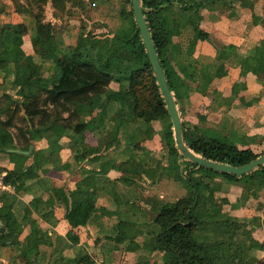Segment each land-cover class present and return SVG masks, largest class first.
I'll use <instances>...</instances> for the list:
<instances>
[{
	"label": "trees",
	"instance_id": "16d2710c",
	"mask_svg": "<svg viewBox=\"0 0 264 264\" xmlns=\"http://www.w3.org/2000/svg\"><path fill=\"white\" fill-rule=\"evenodd\" d=\"M11 1L18 13H30L34 4L39 5L42 13L35 19L34 54H27L22 47L28 33L25 23L6 26L0 21V65L10 63L12 58L17 88V97L9 93L0 95V153L20 150L8 152L16 162V168L6 174L4 182L15 185L25 177L38 175L36 169L42 166L43 158L47 161L56 158L66 131H72L75 158L80 159L77 148L83 145L82 134L87 129L82 115L121 99L123 107L121 112L115 113V118H110L109 112L105 111L96 119L98 124L102 120L105 128L111 120H116L110 126L111 136L108 138L114 135L117 139L124 129L130 142L137 146L152 139L156 132L160 133L168 156L163 174L175 179L185 177L194 193L174 202L154 201L152 211L156 213L154 223L158 228L154 234L157 249L163 254V264H264V260L254 254L256 240L251 230L254 218H238L223 212L224 201L218 197L223 189L222 180L241 182L252 188L255 195L263 191L264 165L251 173L236 176L198 166L179 151L173 124L137 25L132 0H122L119 26L112 30L106 24L100 32L94 24L88 29L89 19L79 10L88 13L89 9L106 0ZM48 1L52 3L57 20L74 22L80 29L75 45H66L61 38L59 32L66 29L65 25L59 31L56 23L46 20L43 12ZM141 2L168 85L183 119L190 95L194 92L206 94L214 77L224 76L223 63L236 51L219 46L201 27V11L209 8V0ZM210 3L222 4V1L211 0ZM241 3L246 5L244 0ZM5 9L6 3L0 0V15ZM254 23L264 25V19L254 16ZM187 26H192L193 37L183 52L174 43V38L180 36ZM199 40L213 43L217 50L216 58L220 64L210 77L194 57ZM35 56L52 59L55 74L45 76L44 67L35 61ZM248 73L256 75L258 82L264 84V49L242 56L241 76L246 77ZM114 80L121 84L120 92L116 94L110 89ZM182 130L187 146L213 161L241 166L264 154L258 153V148H241V139L209 125L203 115L199 116L198 124L183 120ZM40 138L48 139L49 152L34 150V163L24 168L29 156L23 151H29L34 141ZM104 144L107 148L112 146L107 140ZM55 194L67 205L66 219L73 228L86 225L97 211L96 198L80 184L74 191L67 193L56 189ZM248 196L246 192L243 199ZM8 205L0 206V219L7 231L2 235L0 226L4 245L8 239H14L15 243L18 233L13 232L16 224ZM37 231L35 226L27 239L28 247L22 253L23 258L38 256L40 245L46 243V240L34 238ZM260 247L264 249V244ZM87 263L95 264L91 259Z\"/></svg>",
	"mask_w": 264,
	"mask_h": 264
},
{
	"label": "crops",
	"instance_id": "0c3cea01",
	"mask_svg": "<svg viewBox=\"0 0 264 264\" xmlns=\"http://www.w3.org/2000/svg\"><path fill=\"white\" fill-rule=\"evenodd\" d=\"M2 1L6 3V9L0 15V21L6 26L25 23L28 33L22 47L27 54H34L35 19L42 13L39 5L34 4L30 13H18L11 0ZM221 1L222 4L210 3L209 0V8L202 9L201 27L219 46L236 53L224 61V76L214 77L206 94L194 92L190 95L189 105L181 119L182 122L198 124L199 116H206L209 125L241 139V148L256 150L264 147V84L258 82L253 73L241 76V60L243 55L264 49V25L254 23V16L264 19V0L254 3V0H244L246 5L241 0ZM48 5H51L50 13H46ZM43 14L46 20L57 26L64 23L66 29L61 35L64 43L76 44L79 28H75L74 22L57 20L51 1L46 4ZM192 37V26H187L180 36L174 38V43L185 52ZM73 38L75 40L71 41ZM216 56L213 43L198 41L194 57L209 77L215 74L220 64ZM11 61L12 58L10 63L0 65V95L9 93L17 97L16 73ZM35 61L43 65L45 76L55 74L52 59L35 56ZM111 86L119 89L113 82ZM121 103V99L108 103L110 115L116 110L121 112ZM103 110L104 107H99L81 117L87 129L82 134L83 149L77 148L80 159L75 158L72 131H66L56 158L53 161L43 158L42 166L36 169L38 175L25 177L15 185L7 184L0 190V197L3 195L0 203L9 204L16 224L13 232H18L15 243L14 239H8L4 245L0 238V264L3 261L9 264H88L89 259L95 264H163V254L155 241L154 233L158 228L152 207L155 200L174 202L185 197L172 193L173 185L184 182L181 179L185 177L174 180L163 174L168 156L160 133L156 132L152 139L137 146L130 143L124 129L117 139L114 136L108 138L111 136L110 126L115 122L107 123V128L102 120L98 124L96 119L103 115ZM106 140L111 142L110 148L104 144ZM49 146L47 138L34 141L29 151H23L29 156L24 168L34 163V150L49 152ZM19 151L11 149L0 153V176L4 178L16 168V162L8 152ZM221 182L223 189L218 197L224 201L223 212L238 218H254L251 227L256 240L254 254L264 260V249L260 247L264 244V190L255 195L252 188L241 182ZM79 184L96 198L97 211L86 225L73 228L66 219L67 205L55 190L63 189L69 193ZM175 189L178 191V186ZM246 192L249 196L243 199ZM193 195L191 190L189 196ZM35 226L38 231L34 238L46 240V243L40 245L38 256L30 255L26 259L22 253L28 247L27 239Z\"/></svg>",
	"mask_w": 264,
	"mask_h": 264
},
{
	"label": "water",
	"instance_id": "95a60500",
	"mask_svg": "<svg viewBox=\"0 0 264 264\" xmlns=\"http://www.w3.org/2000/svg\"><path fill=\"white\" fill-rule=\"evenodd\" d=\"M132 3H133V10L137 21V25L140 29L151 65L156 74L161 93L164 97L166 107L168 109L171 122L173 124V131H174L173 135L175 139V144L178 147L179 151L187 158V160L197 164L198 166L205 167L207 169L213 170L218 173H229V174H234L236 176H242L251 173L257 170L258 168H260L261 166H263L264 154L248 164L241 166H233L227 163H222L207 159L195 153L187 146L184 140V135L182 130V119L178 109V105L168 85L164 70L162 68L147 20L145 18L142 2L141 0H132ZM12 151H18V150H12ZM0 226H2V231L4 235L6 232V228L3 226V222L1 219H0Z\"/></svg>",
	"mask_w": 264,
	"mask_h": 264
},
{
	"label": "rangeland",
	"instance_id": "374dc122",
	"mask_svg": "<svg viewBox=\"0 0 264 264\" xmlns=\"http://www.w3.org/2000/svg\"><path fill=\"white\" fill-rule=\"evenodd\" d=\"M121 3H122V0H106L104 3L98 4L97 7H94V8L89 9L90 11L88 13H86V12H84L82 10H79V11L84 15V17H86L87 19H89L88 20L89 22H91V23H89L90 25H89L88 29H92L93 28V24H94L97 27V32H100L101 30H103L104 25L107 24V25H110V28L112 30H115L116 27H117V25L119 24V11H120V7H121ZM50 6L49 5L47 6L46 13H50V10H51V7ZM95 18L97 19V21H94ZM63 24H61V26ZM61 26L58 25L59 31L61 30ZM75 28L77 29L78 26L75 25ZM64 30H61L59 32V34L62 35V32H64ZM76 34H78V33H76ZM74 38L76 39L75 36H74ZM74 38L71 39V41L72 40L74 41L75 40ZM113 83L114 84H118V86H119V89L118 90H116L112 86L110 88L112 90V92H114L116 94V93L120 92L121 84L118 81H116V80H114ZM100 107H104L103 114H104L105 111H108L110 118H112V117L115 118L116 117L115 113H117L116 112L117 110L115 111V113H113V115H110V112L111 111L108 110V106L106 104L105 105H101ZM111 121L116 122V120H111ZM129 141H130V137H129ZM130 143H134V142H130ZM83 147L84 146L82 145L80 147V149L81 148L83 149ZM262 152H264V147L258 149V153H262ZM174 180H176V179L174 178ZM181 180L184 181V182H179L176 185H173V188L174 189H173V192L172 193L175 192L176 194L179 195L178 197L189 196V193L192 190L191 185L189 184V182H188V180L186 178H183ZM220 180H222V179H220ZM177 181H179V180H177ZM175 186L176 187L178 186V191H177V189H175Z\"/></svg>",
	"mask_w": 264,
	"mask_h": 264
},
{
	"label": "built area",
	"instance_id": "2783aa9c",
	"mask_svg": "<svg viewBox=\"0 0 264 264\" xmlns=\"http://www.w3.org/2000/svg\"><path fill=\"white\" fill-rule=\"evenodd\" d=\"M7 187V184L4 182V178L2 176H0V190H3ZM0 206H2V204L0 203ZM2 264H9L6 261H3Z\"/></svg>",
	"mask_w": 264,
	"mask_h": 264
}]
</instances>
